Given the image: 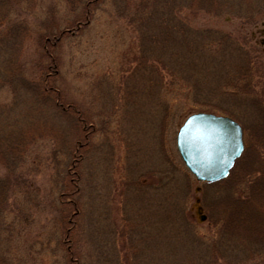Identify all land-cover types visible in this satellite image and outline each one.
<instances>
[{
	"label": "rangeland",
	"instance_id": "374dc122",
	"mask_svg": "<svg viewBox=\"0 0 264 264\" xmlns=\"http://www.w3.org/2000/svg\"><path fill=\"white\" fill-rule=\"evenodd\" d=\"M115 1L0 0V264H264V0ZM199 111L245 140L210 184L176 149Z\"/></svg>",
	"mask_w": 264,
	"mask_h": 264
},
{
	"label": "water",
	"instance_id": "95a60500",
	"mask_svg": "<svg viewBox=\"0 0 264 264\" xmlns=\"http://www.w3.org/2000/svg\"><path fill=\"white\" fill-rule=\"evenodd\" d=\"M176 134L177 153L199 182L225 178L243 149L241 127L226 115L192 113Z\"/></svg>",
	"mask_w": 264,
	"mask_h": 264
},
{
	"label": "trees",
	"instance_id": "16d2710c",
	"mask_svg": "<svg viewBox=\"0 0 264 264\" xmlns=\"http://www.w3.org/2000/svg\"><path fill=\"white\" fill-rule=\"evenodd\" d=\"M92 1H95V0H92ZM174 1L175 0H124V1H122V0L117 1L116 0L115 2L117 4H120V6H124V4H126V5L128 4V6L126 8L129 9L130 12L126 11L123 8L122 14H124V15L126 14L128 16L131 15V19H136L137 17H139L140 23L144 22V23H147L148 25H150V28L158 29L159 25L165 26V24H170L171 21L173 22L176 20L174 17V11H175V5H174L175 2ZM190 1H192V3H194L193 0H190ZM180 22H181V20L179 21V23ZM176 24H177V27H179L178 23H176ZM180 24H181L180 27H183L182 22ZM151 32L152 33L149 34V36H151V37H154V38L157 37L158 38V36L160 35V33H158L156 30L154 32L153 31H151ZM56 106H60L62 108V110L63 109L67 110L70 108V104L60 105L59 102L56 103ZM67 111H69V110H67ZM75 112H76V122L77 123L82 122V121L85 122L84 119L81 120L82 117L79 116V112L76 110H75ZM84 129H86V131H88L86 133H89V131L91 132L92 131L91 130L92 129L91 124L86 122V127ZM76 156H78V155H76V153H75V158H76ZM73 164H74V160H73ZM258 182H260V181H257V184H258ZM73 184H74L73 181H70L71 189H70V191H67V193H65L67 196L72 195V194H74V192L77 191L76 187H74ZM247 194L249 195V192ZM242 198H244V197H242ZM68 203H69L70 208L75 206L74 202H73L74 205H72L70 203V201ZM75 210H77L76 207L74 208V211ZM74 211H72L70 213L71 216L75 215ZM60 216H63V214L62 215L60 214ZM69 223L73 224L74 221L72 220ZM67 231H69V229ZM202 259H203V257H202ZM70 260L72 261V258H70ZM204 262H207V264L208 263L211 264V259H208V261H207V259L205 258L203 263ZM72 264H75V263L72 262ZM114 264H116V262H114ZM182 264H184V263H182Z\"/></svg>",
	"mask_w": 264,
	"mask_h": 264
},
{
	"label": "flooded vegetation",
	"instance_id": "af4514ba",
	"mask_svg": "<svg viewBox=\"0 0 264 264\" xmlns=\"http://www.w3.org/2000/svg\"><path fill=\"white\" fill-rule=\"evenodd\" d=\"M261 41H263L262 44H264V38H262V39L260 40V43H261ZM242 135H243V128H242ZM242 144H243V150H244V147H245V140H244L243 136H242ZM233 165H234V164H233ZM232 167H233V166H232Z\"/></svg>",
	"mask_w": 264,
	"mask_h": 264
}]
</instances>
